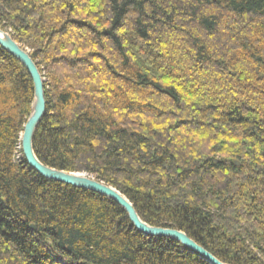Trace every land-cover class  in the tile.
Returning <instances> with one entry per match:
<instances>
[{
	"label": "trees",
	"instance_id": "obj_1",
	"mask_svg": "<svg viewBox=\"0 0 264 264\" xmlns=\"http://www.w3.org/2000/svg\"><path fill=\"white\" fill-rule=\"evenodd\" d=\"M0 30L44 80L41 163L115 188L222 263L264 264V0H0ZM32 97L0 47V264H210L31 169Z\"/></svg>",
	"mask_w": 264,
	"mask_h": 264
},
{
	"label": "water",
	"instance_id": "obj_2",
	"mask_svg": "<svg viewBox=\"0 0 264 264\" xmlns=\"http://www.w3.org/2000/svg\"><path fill=\"white\" fill-rule=\"evenodd\" d=\"M0 47L21 63L32 81L33 97L30 112L23 124L22 132L20 133V147L22 155L31 169L46 179H51L73 187L89 190L112 200L125 211L133 227L146 236L165 237L175 240L185 248L202 257L210 264H225L216 259L203 247L198 245L184 232L173 228L151 226L142 221L132 204L115 188L97 181L84 173L65 172L41 163L33 151V136L45 113L43 90L44 80L36 64L29 56L28 51L23 49L8 33L2 30H0ZM30 227L32 229L35 228L33 225H30Z\"/></svg>",
	"mask_w": 264,
	"mask_h": 264
}]
</instances>
